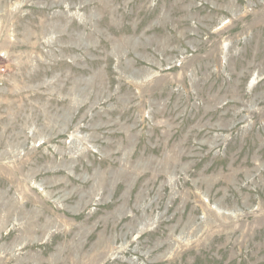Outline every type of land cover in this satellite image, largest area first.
<instances>
[{"label": "rangeland", "instance_id": "374dc122", "mask_svg": "<svg viewBox=\"0 0 264 264\" xmlns=\"http://www.w3.org/2000/svg\"><path fill=\"white\" fill-rule=\"evenodd\" d=\"M0 264H264V0H0Z\"/></svg>", "mask_w": 264, "mask_h": 264}]
</instances>
